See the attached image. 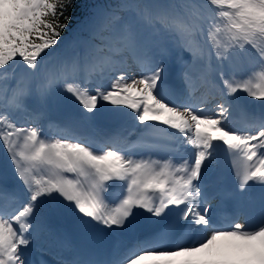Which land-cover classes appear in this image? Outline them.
Wrapping results in <instances>:
<instances>
[{
	"label": "snow or ice",
	"instance_id": "1",
	"mask_svg": "<svg viewBox=\"0 0 264 264\" xmlns=\"http://www.w3.org/2000/svg\"><path fill=\"white\" fill-rule=\"evenodd\" d=\"M76 3L0 0V81L15 79L0 89V264H47L30 250L51 241L56 264H264V0H120L69 42ZM53 105L68 118L45 128ZM221 151L239 161L234 198L259 185L249 220L216 217ZM72 234L114 245L98 255Z\"/></svg>",
	"mask_w": 264,
	"mask_h": 264
},
{
	"label": "bare ground",
	"instance_id": "2",
	"mask_svg": "<svg viewBox=\"0 0 264 264\" xmlns=\"http://www.w3.org/2000/svg\"><path fill=\"white\" fill-rule=\"evenodd\" d=\"M99 7H102V6H99ZM88 37H89V35H86L84 38H81V39H87ZM62 51L69 53V52H71V48L68 47L67 45H62ZM51 52H52V50L50 51V53ZM18 69L19 68H16V74L18 73L17 76L19 75ZM173 73H174V80L177 83V85H176L177 88L175 90H179V89L185 87V85L179 79L176 78L174 65L171 66L170 75H172ZM14 86H15V79H5V80L0 81V89H4V90H7L10 92V89ZM192 89H194V91L191 92L194 99L198 100L204 95L205 90L200 86L198 79H196L194 82H192L190 91H192ZM255 103L257 105L259 104V102H255ZM201 106L206 107L208 109L212 108V104L210 102H206L204 104H199L198 107H201ZM251 110L257 111V112L260 111L259 107H256V108L251 109ZM68 114H69L68 110L65 107L53 105L49 109V121H51L52 119H61L62 121H64L65 119L68 118ZM232 115H237L239 117L238 123H240V120H242L244 118V116L238 111H234L232 113ZM18 121L20 123H23V121H20V120H18ZM129 126H130V123H129ZM227 126L231 127L228 124V122H227ZM3 156H4V151H3L2 147H0V159H2ZM213 203L214 202H212V205H213ZM42 248L45 249L43 252H47L51 256V258L53 260V264H56V256L57 255H60V254L67 255V252H62L59 243L55 242V241L44 243L42 245Z\"/></svg>",
	"mask_w": 264,
	"mask_h": 264
},
{
	"label": "trees",
	"instance_id": "3",
	"mask_svg": "<svg viewBox=\"0 0 264 264\" xmlns=\"http://www.w3.org/2000/svg\"><path fill=\"white\" fill-rule=\"evenodd\" d=\"M117 0H77L76 7L72 9L70 15L71 20L68 22V28L62 33L65 34L68 30L76 24V22H83L85 18L89 15V10L92 9L97 2H115ZM18 59V58H17Z\"/></svg>",
	"mask_w": 264,
	"mask_h": 264
},
{
	"label": "rangeland",
	"instance_id": "4",
	"mask_svg": "<svg viewBox=\"0 0 264 264\" xmlns=\"http://www.w3.org/2000/svg\"><path fill=\"white\" fill-rule=\"evenodd\" d=\"M120 2V0H117V1H115V2H106L105 4H103L102 2H97L96 3V5L94 6V7H99V6H102L103 8L105 7V8H107V6H109V5H115V4H117V3H119ZM102 7H100V8H102ZM124 14H126V12H124ZM81 23L82 22H76V24L75 25H73L69 30H68V32L66 33V34H64V35H62V40H67V41H71L72 40V33L81 25ZM86 35H90L89 34V32L88 31H83V32H81V34H80V38H84ZM51 50H49V52H50ZM61 51H62V46H61ZM22 67V65L20 66V67H17V68H19L18 69V72H19V75L21 74L20 73V68ZM18 74V73H17ZM18 75V76H19ZM194 91V89H192V91L191 92H193ZM199 104L200 103H197L196 104V106L198 107L199 106Z\"/></svg>",
	"mask_w": 264,
	"mask_h": 264
}]
</instances>
